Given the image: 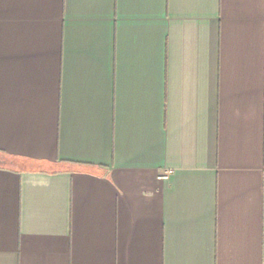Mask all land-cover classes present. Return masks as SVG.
<instances>
[{
    "label": "crops",
    "instance_id": "crops-1",
    "mask_svg": "<svg viewBox=\"0 0 264 264\" xmlns=\"http://www.w3.org/2000/svg\"><path fill=\"white\" fill-rule=\"evenodd\" d=\"M0 264H264V0H0Z\"/></svg>",
    "mask_w": 264,
    "mask_h": 264
},
{
    "label": "trees",
    "instance_id": "trees-1",
    "mask_svg": "<svg viewBox=\"0 0 264 264\" xmlns=\"http://www.w3.org/2000/svg\"><path fill=\"white\" fill-rule=\"evenodd\" d=\"M2 159V161L0 162V167H4V168H13L14 165L16 164L15 161L13 159H11L10 157H6L3 155H0Z\"/></svg>",
    "mask_w": 264,
    "mask_h": 264
},
{
    "label": "rangeland",
    "instance_id": "rangeland-1",
    "mask_svg": "<svg viewBox=\"0 0 264 264\" xmlns=\"http://www.w3.org/2000/svg\"><path fill=\"white\" fill-rule=\"evenodd\" d=\"M2 159H4V158H1V157H0V162L2 161Z\"/></svg>",
    "mask_w": 264,
    "mask_h": 264
}]
</instances>
